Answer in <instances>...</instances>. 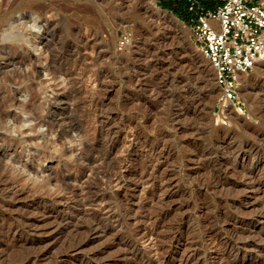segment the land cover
Wrapping results in <instances>:
<instances>
[{
    "label": "rangeland",
    "instance_id": "rangeland-1",
    "mask_svg": "<svg viewBox=\"0 0 264 264\" xmlns=\"http://www.w3.org/2000/svg\"><path fill=\"white\" fill-rule=\"evenodd\" d=\"M0 17L1 172L18 180L19 187L34 186L36 193L42 189L45 198L57 199L66 187L56 178L68 174L78 152L102 157L112 139L110 158L82 180L99 182L103 169L118 167L125 157L130 161L127 178L132 179L119 194L104 187L108 196L120 197L118 203L126 200L117 204V226L68 253L72 231L56 234L49 220L39 219L48 204L33 205L30 193L0 192V264H22L28 251L46 248L43 258L28 264H148L147 251L123 256L122 246L152 224L158 244L172 238L167 264H182L189 254L194 258L188 264H264L259 252L263 194L250 187L264 176V62H257L241 85L246 113L220 120L215 114L220 91L210 60L195 45L190 26L157 0H0ZM33 19L37 25L30 27ZM14 25L24 31L21 38L32 37L31 43L12 47L3 38L16 30ZM125 31L131 40L119 48ZM28 117L32 121L18 130L17 122ZM68 120L75 129L60 139L57 132ZM29 123L36 130L27 128ZM250 148L261 156L255 167ZM144 165L150 171L145 167V172L158 175L155 187L138 179ZM249 167L253 177L245 173ZM46 179L48 185L41 186ZM130 210L135 221L126 215ZM224 217L230 221L223 222ZM21 219L40 234L16 240L9 225L21 226ZM221 223L229 231L236 229L233 247H222L227 233ZM175 227L181 229L171 236ZM31 236L44 241L36 247Z\"/></svg>",
    "mask_w": 264,
    "mask_h": 264
},
{
    "label": "bare ground",
    "instance_id": "bare-ground-1",
    "mask_svg": "<svg viewBox=\"0 0 264 264\" xmlns=\"http://www.w3.org/2000/svg\"><path fill=\"white\" fill-rule=\"evenodd\" d=\"M2 9V8H1ZM10 13V12H9ZM7 14V13H6ZM2 15H5V14H2ZM10 14H8L9 16ZM0 19H4V17H0ZM6 20V19H5ZM6 22V21H5ZM8 23V22H7ZM36 20L33 19V21L31 22V24L29 25L30 27H35L37 24H36ZM6 24V23H5ZM13 24V23H12ZM1 25V24H0ZM3 26V24H2ZM24 26V25H23ZM11 28H16V30H14V32H6L2 34L3 35V38L6 39V40H10L12 42V47L16 46L17 43L20 41L22 43H24L25 45L28 44L32 37H23L21 38L20 36L24 33V31H20L18 28H19V25H14V26H11ZM21 29V28H20ZM26 29V28H25ZM28 30V29H27ZM33 31V30H31ZM1 34V32H0ZM2 38V37H1ZM32 42H36V41H32ZM31 43V42H30ZM23 44V45H24ZM19 45V44H18ZM32 45V44H31ZM10 46V47H11ZM32 47V46H31ZM34 47V46H33ZM4 48V47H2ZM16 49V48H15ZM26 49V48H25ZM1 52V51H0ZM6 52V51H5ZM4 52V53H5ZM81 52V51H80ZM8 53V52H7ZM6 53V54H7ZM5 54V55H6ZM78 54V53H77ZM4 55V54H3ZM8 55V54H7ZM10 55V54H9ZM8 55V56H9ZM7 56V57H8ZM4 57V56H3ZM10 58V57H9ZM17 61V60H16ZM258 62H264V51L262 53V56L259 58ZM18 66V65H17ZM186 71V70H185ZM246 73H242L241 74V85L246 81ZM241 88V86H240ZM27 108V107H26ZM25 109V108H24ZM29 109V108H28ZM71 110V109H70ZM24 112V111H23ZM63 112V111H62ZM64 113V112H63ZM27 114L29 115L30 113L27 112ZM67 114V113H66ZM1 115V114H0ZM3 115V114H2ZM1 115V116H2ZM21 115V114H20ZM25 115V113H24ZM68 115V114H67ZM32 116V115H31ZM38 116V115H37ZM4 117V116H3ZM6 117V116H5ZM179 118V117H178ZM4 119V118H3ZM17 119V118H16ZM15 119V120H16ZM29 119H32L30 117L28 118H21L15 125V127L18 128V130H20L22 127L26 126V122H31L32 120L30 121H27ZM176 119V117H175ZM4 121V120H3ZM69 121V120H68ZM16 122V121H15ZM99 122V121H98ZM177 122V121H176ZM181 122V121H180ZM50 123V122H49ZM78 126V125H77ZM26 128V127H25ZM30 130H36V125L35 124H32V123H29L28 124V127ZM26 128V129H27ZM72 129H75V124L71 121L68 122V124L61 128V130L57 133H59V137L58 138H63L69 131H71ZM14 130V129H13ZM39 130V129H38ZM37 130V134H39V131ZM53 130V124L50 123L49 124V131H52ZM111 130V129H110ZM22 131H25V130H22ZM20 131V132H22ZM27 131V130H26ZM15 133V132H14ZM25 133V132H24ZM48 134V132H46ZM27 134V133H25ZM31 135V133H28ZM22 135V134H21ZM29 135V136H30ZM42 134L40 133V136ZM17 136V135H16ZM19 137V136H18ZM42 137H45V136H41ZM47 137V136H46ZM7 138V137H6ZM26 138V137H25ZM24 138V139H25ZM31 138V136H30ZM35 138V137H34ZM33 138V139H34ZM37 138V137H36ZM102 138V137H101ZM114 138V137H113ZM10 139V138H9ZM23 139V140H24ZM32 139V138H31ZM51 139V138H50ZM59 139V140H60ZM117 139V138H116ZM256 139V138H255ZM8 140V139H7ZM27 140V139H26ZM29 140V139H28ZM104 140V139H103ZM10 141V140H9ZM48 141H49V138H48ZM112 139L110 140L109 144H108V149L106 151V153L102 156V157H97L96 156V153L97 150H96V153H95V156H96V159L94 157H91V156H86V153L85 151L82 149L80 150V152H78V155L74 158V163L72 164V166L70 167L69 171H68V174L66 176H64L63 178L62 177H55L56 179H60L62 180V182L64 183V186L66 187V192L64 194V196L60 197V198H54L52 197V199H47L45 198L43 195H41L39 192L42 191V189L36 193V191H34V186L33 187H22L20 185H18V180L16 179H12V177L10 178L9 176H7V174H5L4 172L2 173L1 172V169H2V160H3V156L0 154V192L2 193L3 196H7L9 194H14L16 192H22V193H30L31 194V202L33 203V205H37V204H48L46 210H41L40 212V221H48L49 220V223L52 225V228L56 234L58 233H61V232H64V231H68V230H71L72 231V236L69 237V246L65 249V252H70L72 250H76L77 248H79L80 246L84 245L85 243L89 242L90 240H92L93 238H95L98 234H102V233H108L109 230H112L114 229L117 224L116 222L119 220L118 218V215L117 212H116V208L119 207L117 206V204H121L123 203L124 201L126 200H122L120 199L121 201L118 203L117 202V199H113V196H108L107 194V191L104 187H108V189L110 188L112 191L113 189L115 190L114 193L116 192V194H119L120 190L122 189H125L128 188L130 185H132L129 181L132 180H128V178H131L130 175L129 177L127 178V169H128V166L130 164V161L125 157L121 163L119 164L118 167H109L108 169H103V173H101L100 175L98 174V178H99V182H96L93 180V182H87V181H84L82 180L84 178V176L87 177L88 179V176H90V174L93 172V170H95V168L97 166H100V162L101 160H106L109 157V155L111 154V151L115 148L114 147V144L112 143ZM15 142V141H14ZM28 142V141H27ZM42 142V141H41ZM52 142V141H51ZM50 142V143H51ZM20 143V142H19ZM115 143V142H114ZM125 143V142H124ZM251 143V141H250ZM33 144V143H32ZM103 144V143H102ZM106 144V143H105ZM127 144V143H126ZM48 145V144H47ZM251 145V144H250ZM36 146L38 148L41 147V144L39 143H36ZM56 146V145H55ZM88 146V145H87ZM86 146V147H87ZM118 146V145H117ZM130 146L132 145H127L125 147V150L124 151H128L130 150ZM136 146V145H135ZM252 146V145H251ZM46 147V146H45ZM89 147V146H88ZM249 147V146H248ZM261 147V146H260ZM42 148V147H41ZM50 148V147H49ZM58 148V147H57ZM104 148V147H103ZM252 148V147H251ZM250 148V149H251ZM262 148V147H261ZM55 149V148H54ZM249 149V148H248ZM53 150V149H52ZM86 150V148H85ZM153 150V149H152ZM229 150V149H228ZM258 150V149H257ZM44 151V149H43ZM101 151V150H100ZM104 151V150H102ZM42 151L39 150V154L41 153ZM47 152V150H46ZM95 152V150H94ZM105 152V151H104ZM130 152V151H129ZM234 152V151H233ZM236 152V151H235ZM251 152L253 153V157L254 158V164H253V167L257 166L256 163L257 161L260 160L261 156L257 153L254 152V150L251 149ZM50 153V151H49ZM61 153V152H59ZM63 153V152H62ZM113 153V152H112ZM238 153V152H237ZM46 154V153H45ZM91 154H94V153H90ZM100 154V153H99ZM102 154V153H101ZM125 154H128L127 152ZM124 154V155H125ZM230 154V153H229ZM262 154V153H261ZM113 155V154H112ZM123 155V154H122ZM248 155V154H246ZM251 153H249L248 156H250ZM43 156V155H42ZM49 156V155H48ZM99 156V155H98ZM236 156V155H235ZM242 156V155H241ZM232 157V156H231ZM117 158V157H116ZM263 158V157H262ZM117 160V161H118ZM131 160V159H130ZM222 160V159H221ZM220 160V161H221ZM251 160V159H250ZM108 161V160H107ZM106 161V162H107ZM118 161V162H119ZM105 162V163H106ZM109 162V161H108ZM9 164V163H8ZM7 164V165H8ZM101 164H103L101 162ZM109 164V163H108ZM139 164V163H138ZM150 164V163H149ZM154 164V163H153ZM137 165V164H136ZM135 165V166H136ZM212 165V164H211ZM24 166H26L24 164ZM29 166V165H28ZM26 166V167H28ZM32 166V165H31ZM133 166V165H132ZM154 166V165H153ZM152 166V167H153ZM215 166V165H214ZM244 166V165H243ZM130 167V166H129ZM146 167V170L148 169V165L147 166H143L142 169L144 170ZM151 167V166H150ZM218 167V166H217ZM250 168L248 169L247 172H245L246 174H249V176L253 177V171H254V168ZM5 168V167H4ZM99 168V167H98ZM11 169V168H10ZM100 169V168H99ZM216 169V168H215ZM218 169V168H217ZM16 170V169H15ZM30 170V169H29ZM28 170V172H29ZM32 170L35 171V169L33 168ZM149 170V169H148ZM147 170V171H148ZM227 170V169H226ZM245 170V169H244ZM243 170V172H244ZM264 170V169H263ZM5 171V169H4ZM145 172L144 171H139L141 174H139V180L141 182L142 185H146L147 186H150V187H155L156 184H155V180L158 179L157 176L158 175H152L151 173H148V172ZM154 171V170H153ZM213 171V170H212ZM216 171V170H215ZM218 171V170H217ZM214 172V171H213ZM7 173V172H6ZM33 172L31 171V174ZM97 173V172H96ZM256 173V172H255ZM30 174V173H29ZM35 174V173H34ZM51 174V173H50ZM213 174V173H212ZM216 174V173H215ZM219 176V174H216L215 176ZM245 175V174H244ZM260 175V174H259ZM264 175V174H263ZM36 177V175H34ZM59 176V175H58ZM28 177V176H27ZM33 177V176H32ZM44 177V176H43ZM42 177V178H43ZM50 177V176H49ZM48 177V178H49ZM137 177V176H135ZM47 178V176H46ZM47 178V179H48ZM54 178V179H55ZM96 177V179H98ZM218 178V177H216ZM256 178V177H255ZM44 181L42 183L41 186H44L47 184V180ZM55 179V180H56ZM137 179V180H138ZM212 179V178H211ZM251 179V178H250ZM254 179V178H252ZM39 180V179H38ZM213 180V179H212ZM220 180V178L218 179ZM98 181V180H97ZM61 182V181H60ZM244 182V181H243ZM36 183V182H35ZM199 183V182H198ZM247 183V182H246ZM48 185V184H47ZM223 185V184H222ZM37 186V185H36ZM40 186V187H41ZM63 186V184H62ZM63 186V187H64ZM245 186V185H244ZM106 187V188H107ZM135 187V186H134ZM246 187V186H245ZM250 187H253L254 189H259L261 190L262 194H263V199H262V207H263V210L262 212L264 211V176H261V178L259 179H254L251 183H250ZM113 188V189H112ZM244 188V187H243ZM143 189V188H142ZM145 189V188H144ZM243 190V189H242ZM42 193V192H41ZM112 193V192H111ZM127 193V192H126ZM125 194V193H124ZM261 194V195H262ZM115 195V194H113ZM49 196V195H47ZM46 196V197H47ZM124 196V195H123ZM122 196V197H123ZM115 197V196H114ZM9 198V197H8ZM49 198V197H48ZM126 198V197H125ZM53 200V201H52ZM124 204H126L124 202ZM123 204V205H124ZM127 206V205H126ZM124 207V206H123ZM122 208V207H121ZM130 208V207H129ZM128 208V209H129ZM123 209V208H122ZM124 210V209H123ZM39 212V211H38ZM133 213V212H132ZM131 213V210L130 212L127 211L126 212V215H129V216H132L133 219L136 217L135 215H133ZM234 213V212H233ZM231 213V214H233ZM159 215V214H158ZM227 215V214H226ZM224 214V216H226ZM230 215V214H229ZM262 215V214H261ZM251 216V215H250ZM230 217L232 218V215H230ZM236 217V216H235ZM256 217V216H255ZM157 218V217H156ZM130 219V218H129ZM127 219V220H129ZM137 219V218H135ZM134 219V221H135ZM139 219V218H138ZM158 219V218H157ZM230 218L229 217H224L223 219V222H227ZM253 219V218H252ZM22 220V225L20 226L19 224L18 225H15V226H10V230L13 231V235L16 236V240H19V239H22L20 237H22L23 234H27L30 233V235H36V234H40L39 231H35L31 228L28 227V225L26 226V222H27V219H21ZM121 220V219H120ZM219 220V219H218ZM220 220V221H221ZM233 220H235V218H233ZM18 221V220H16ZM37 221V220H36ZM130 221V220H129ZM128 221V222H129ZM154 221V220H153ZM230 221V220H229ZM6 222V221H5ZM31 222V221H30ZM121 222V221H119ZM132 222V221H131ZM130 222V223H131ZM148 222V221H147ZM14 223H16L14 221ZM13 223V225H14ZM29 223V222H28ZM35 223V222H34ZM48 223V224H49ZM122 223V222H121ZM121 223H119L121 225ZM21 224V223H20ZM133 224V223H132ZM1 225V224H0ZM38 225V224H37ZM40 225V224H39ZM38 225V226H39ZM217 225V224H216ZM7 226V225H6ZM36 226V225H35ZM37 226V227H38ZM153 227H155V225L152 224ZM148 227L149 229L147 228H143L141 230V236L139 238H129V239H125V241L123 242V245L124 247L122 246L123 248V253L122 255L125 256L127 251L129 252H132V253H135L137 251H147L148 252V264H167L169 262V260L171 259V256L169 254V250L170 248L172 247V238L171 240H167L169 242H167V244L165 245H160L157 243V241L154 239L155 237H153V233H152V230H153V227ZM218 227V226H217ZM229 228V227H228ZM140 229V228H139ZM174 229V228H173ZM172 229V230H173ZM181 228L179 227H175V230H173L171 236H176V234L180 231ZM220 229L223 230L224 232L227 233V236L225 239H223V243L222 244V247L226 248L227 246L229 247L232 246L233 247V243H234V238H235V232H236V229H233L231 231H229V229H227V227L225 228V226L220 225ZM155 230V229H154ZM50 231V230H49ZM114 231V230H113ZM116 231V229H115ZM136 231V230H135ZM140 231V230H139ZM223 233V232H222ZM238 233V231H237ZM244 234V233H243ZM148 236V243L145 241L146 237L145 236ZM239 236V235H238ZM238 238V237H237ZM27 239V238H26ZM30 243L33 244V245H40L44 239H41L40 237H32L29 239ZM252 242H255L256 240L253 239L251 240ZM16 242V241H15ZM160 242V240H159ZM164 243V240L162 241ZM244 242V241H243ZM249 242L246 241L244 242V246H245V243L247 245V243ZM17 243V242H16ZM236 245V243H235ZM238 246V245H236ZM37 247V246H36ZM44 247V246H43ZM39 248V247H38ZM236 248V247H235ZM193 249V248H192ZM39 251H33L31 253H28L22 258V264H28L29 262H37L39 259H41V257L43 258L44 255H46V252H47V248L46 249H38ZM197 250V249H196ZM225 250V249H223ZM199 252H202V251H199ZM259 252H261L262 254H264V244H261L260 246V250ZM21 253V252H20ZM192 253V252H191ZM192 254H196L195 251H193ZM201 254V253H200ZM198 255V254H197ZM19 257V256H18ZM193 256L192 255H187V256H184L181 258V263L182 264H188L190 263V259L192 258ZM194 258V257H193ZM122 258L120 257H117V260H120ZM20 260V259H19Z\"/></svg>",
    "mask_w": 264,
    "mask_h": 264
},
{
    "label": "built area",
    "instance_id": "built-area-1",
    "mask_svg": "<svg viewBox=\"0 0 264 264\" xmlns=\"http://www.w3.org/2000/svg\"><path fill=\"white\" fill-rule=\"evenodd\" d=\"M188 9L192 39L214 68L220 91L217 118L244 115L241 74L250 73L264 51V0H215L211 7L189 0ZM130 40L131 34L123 32L119 48Z\"/></svg>",
    "mask_w": 264,
    "mask_h": 264
},
{
    "label": "trees",
    "instance_id": "trees-1",
    "mask_svg": "<svg viewBox=\"0 0 264 264\" xmlns=\"http://www.w3.org/2000/svg\"><path fill=\"white\" fill-rule=\"evenodd\" d=\"M162 8L172 12L179 19L186 22L188 25L190 23V18L192 13L188 9L189 0H157ZM215 0H202V3L206 7H211Z\"/></svg>",
    "mask_w": 264,
    "mask_h": 264
},
{
    "label": "water",
    "instance_id": "water-1",
    "mask_svg": "<svg viewBox=\"0 0 264 264\" xmlns=\"http://www.w3.org/2000/svg\"><path fill=\"white\" fill-rule=\"evenodd\" d=\"M163 12H165V10H163ZM168 14H169V16H171L173 18V15H171L170 13H168ZM177 20L180 21L181 19L177 18Z\"/></svg>",
    "mask_w": 264,
    "mask_h": 264
}]
</instances>
